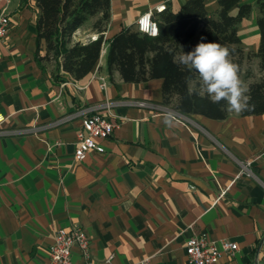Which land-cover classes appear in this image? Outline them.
<instances>
[{"label": "crops", "instance_id": "crops-1", "mask_svg": "<svg viewBox=\"0 0 264 264\" xmlns=\"http://www.w3.org/2000/svg\"><path fill=\"white\" fill-rule=\"evenodd\" d=\"M187 1L111 0L99 62L75 80L36 57V1L0 0L11 18L0 39V264H54L57 230L77 223L89 234L95 264H188L187 240L203 232L238 243L219 264H264V113L181 120L163 102L162 78L126 82L107 70L117 32L159 5L177 11ZM242 1L254 14L256 0ZM205 3L216 16L219 0ZM258 15L252 31L259 46ZM248 18L239 24L244 46ZM97 19L74 38L96 39ZM95 112L121 126L102 140L104 152L77 161L78 131ZM73 258L83 264L78 247Z\"/></svg>", "mask_w": 264, "mask_h": 264}, {"label": "trees", "instance_id": "trees-1", "mask_svg": "<svg viewBox=\"0 0 264 264\" xmlns=\"http://www.w3.org/2000/svg\"><path fill=\"white\" fill-rule=\"evenodd\" d=\"M40 15L37 20V53L40 62L55 61L75 80L86 77L98 64L105 32L111 19V0H35ZM217 15L208 12L205 0H188L177 11L167 8L155 12L159 33L156 36L125 26L110 40L107 70L112 77L119 71L126 82L163 79V102L185 115L203 114L223 119L229 115L226 102L213 103L200 94L199 76L179 62L182 52L194 50L198 43L216 42L227 46L230 59L242 70L245 47L239 24L253 11V4L242 0H219ZM260 43L256 56L264 69V0H256ZM236 9V12H234ZM98 16L93 28L99 33L87 42L76 40L75 33L90 18ZM203 38V39H202ZM44 52V53H43ZM65 79V76L62 77ZM195 85L191 87V83ZM254 105L243 115L264 113V79L248 86Z\"/></svg>", "mask_w": 264, "mask_h": 264}, {"label": "built area", "instance_id": "built-area-1", "mask_svg": "<svg viewBox=\"0 0 264 264\" xmlns=\"http://www.w3.org/2000/svg\"><path fill=\"white\" fill-rule=\"evenodd\" d=\"M166 5L162 4L155 10H150L141 15L136 21V28L149 35L154 26L156 36L159 33L158 22L154 18L155 12H161L166 9ZM147 19L150 27L147 31L141 30V21ZM11 25V18L8 13V7H0V39L6 37ZM101 86H106L105 79H102ZM136 103L140 106L156 107L152 101L139 100ZM169 111L175 114L178 119H187V115L180 113L174 108L167 107ZM5 120L0 115V124ZM121 122L114 121L100 112L87 114L82 123L81 129L77 134V142L75 149V159L84 161L88 154L96 150L104 152L106 150L103 139L108 138L113 132L120 128ZM32 130V129H31ZM249 175L254 176V172L249 168L250 162L243 163ZM75 247L80 249L83 264H95L91 252V239L86 229L80 224H74L72 227L59 228L55 234L54 242L49 247V253L52 263L54 264H76L73 258V250ZM239 249L236 241L225 238L214 240L206 233L194 234L190 236L186 243V253L188 256V264H219L223 255H234ZM113 255L110 256V259Z\"/></svg>", "mask_w": 264, "mask_h": 264}, {"label": "clouds", "instance_id": "clouds-1", "mask_svg": "<svg viewBox=\"0 0 264 264\" xmlns=\"http://www.w3.org/2000/svg\"><path fill=\"white\" fill-rule=\"evenodd\" d=\"M150 22L141 21V30L147 31ZM150 34L155 35L154 26ZM203 39V38H202ZM179 62L194 69L199 76L200 94H207L213 103L226 102V110L240 114L251 110L249 89L239 76V66L230 59V50L216 42L198 43L194 50L179 57Z\"/></svg>", "mask_w": 264, "mask_h": 264}, {"label": "rangeland", "instance_id": "rangeland-1", "mask_svg": "<svg viewBox=\"0 0 264 264\" xmlns=\"http://www.w3.org/2000/svg\"><path fill=\"white\" fill-rule=\"evenodd\" d=\"M255 11H258V7L255 5L254 7V14ZM252 13V16L248 18L245 22L246 29V44H245V55L246 58L244 60L242 70L239 72V76L241 80L249 86L251 82L259 81L264 79V69L260 66V58L256 56V52L258 50V45L255 44L254 34H253V25L256 23V19ZM195 85V82H192Z\"/></svg>", "mask_w": 264, "mask_h": 264}]
</instances>
